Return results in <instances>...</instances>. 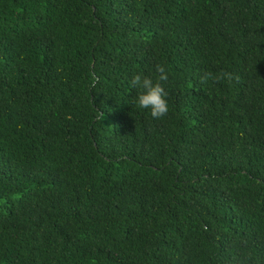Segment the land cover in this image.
Segmentation results:
<instances>
[{
	"label": "trees",
	"instance_id": "1",
	"mask_svg": "<svg viewBox=\"0 0 264 264\" xmlns=\"http://www.w3.org/2000/svg\"><path fill=\"white\" fill-rule=\"evenodd\" d=\"M0 264H264V0H0Z\"/></svg>",
	"mask_w": 264,
	"mask_h": 264
},
{
	"label": "clouds",
	"instance_id": "2",
	"mask_svg": "<svg viewBox=\"0 0 264 264\" xmlns=\"http://www.w3.org/2000/svg\"><path fill=\"white\" fill-rule=\"evenodd\" d=\"M168 79V71L164 64L155 65L154 75H144L136 73L131 77V86L137 89L135 105L138 109L147 110L154 120L165 118L169 113L168 93L165 91L163 82ZM200 83L206 84L209 80L224 79L231 82L233 74L223 71L218 75L212 72H205L200 76ZM95 81L90 80L89 85L94 86ZM99 118L103 119V114L99 113Z\"/></svg>",
	"mask_w": 264,
	"mask_h": 264
}]
</instances>
